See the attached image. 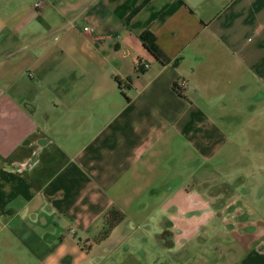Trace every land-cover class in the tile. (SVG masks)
<instances>
[{
	"label": "crops",
	"instance_id": "crops-1",
	"mask_svg": "<svg viewBox=\"0 0 264 264\" xmlns=\"http://www.w3.org/2000/svg\"><path fill=\"white\" fill-rule=\"evenodd\" d=\"M261 104L264 0H0V264H264Z\"/></svg>",
	"mask_w": 264,
	"mask_h": 264
},
{
	"label": "trees",
	"instance_id": "trees-1",
	"mask_svg": "<svg viewBox=\"0 0 264 264\" xmlns=\"http://www.w3.org/2000/svg\"><path fill=\"white\" fill-rule=\"evenodd\" d=\"M140 40L142 41L143 46L151 53L155 58L160 60L161 62L165 63L167 60L161 55L159 49L155 44L154 36L145 31L139 36ZM173 88L181 95L182 90H180L177 86V83H173ZM122 218V214L114 208L109 209L104 215V228L99 236L102 238L108 234L110 229Z\"/></svg>",
	"mask_w": 264,
	"mask_h": 264
},
{
	"label": "rangeland",
	"instance_id": "rangeland-1",
	"mask_svg": "<svg viewBox=\"0 0 264 264\" xmlns=\"http://www.w3.org/2000/svg\"><path fill=\"white\" fill-rule=\"evenodd\" d=\"M245 101H248V99H245ZM254 104V103H253ZM261 109H264V106L261 104L260 106H259ZM251 115H252V113H245L244 115H243V121H247L248 119L250 120V118H251ZM253 115H255V116H257L255 113L253 114ZM215 117V115H212V118H214ZM239 115H234V114H224L223 115V119L224 120H231V119H236V118H238L239 119ZM259 117L260 118H262V119H264V113H260L259 114ZM262 133H264V131H261V134ZM262 136L264 137V134H262ZM239 166V164H236L233 168H237V167ZM218 181H219V179H218Z\"/></svg>",
	"mask_w": 264,
	"mask_h": 264
},
{
	"label": "built area",
	"instance_id": "built-area-1",
	"mask_svg": "<svg viewBox=\"0 0 264 264\" xmlns=\"http://www.w3.org/2000/svg\"><path fill=\"white\" fill-rule=\"evenodd\" d=\"M38 6H40V2L35 3V7H38ZM84 29L87 30V27H85ZM143 66L146 67L147 64H143ZM176 83H177V86L180 90H182L183 87H185V85H186V81L184 79H178L176 81Z\"/></svg>",
	"mask_w": 264,
	"mask_h": 264
}]
</instances>
